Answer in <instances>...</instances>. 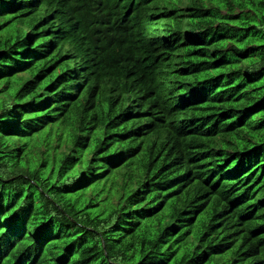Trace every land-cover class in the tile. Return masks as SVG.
<instances>
[{
    "label": "trees",
    "instance_id": "obj_1",
    "mask_svg": "<svg viewBox=\"0 0 264 264\" xmlns=\"http://www.w3.org/2000/svg\"><path fill=\"white\" fill-rule=\"evenodd\" d=\"M0 264H264V0H0Z\"/></svg>",
    "mask_w": 264,
    "mask_h": 264
}]
</instances>
